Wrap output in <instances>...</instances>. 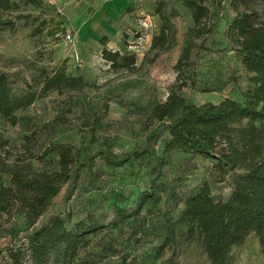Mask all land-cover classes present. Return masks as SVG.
<instances>
[{"label":"rangeland","instance_id":"obj_1","mask_svg":"<svg viewBox=\"0 0 264 264\" xmlns=\"http://www.w3.org/2000/svg\"><path fill=\"white\" fill-rule=\"evenodd\" d=\"M95 0H44L41 9H25L17 14L26 16L15 21L11 31L0 33V72L7 75L15 96L39 89L42 72L52 74L57 69L82 76L86 85L77 90L49 92L33 104L16 113L26 118L28 129L10 126L0 121V140L6 141L2 154L4 167L0 171V186L9 183V172L18 170L27 177L57 169L55 155H43L50 144L71 146L77 159L103 152L110 158H120L142 146L148 139L157 157L166 133L157 131L158 123L149 117L151 108L163 102L174 83V66L181 54L184 39L193 26L190 12L177 0H129L120 16L106 22L114 29L110 33L91 28L79 33V26L98 9ZM205 5L209 24L216 23L213 34L202 40L193 39L190 54L192 66L186 73L187 86L181 94L200 105L217 103L221 99L238 98L249 87L248 74L225 34L236 15L232 0H212ZM166 16L173 30L170 47L152 50L151 41L159 32L160 19L156 10ZM128 36H127V35ZM70 35V40L65 39ZM105 48L121 54H133V72H111L100 56ZM200 47V48H199ZM195 77L194 86H190ZM156 135V137H152ZM30 137L29 140L26 138ZM162 164L157 158L148 162L131 161L122 167H110L102 156L95 158L90 168L81 169L72 182L65 184L49 209L33 226H29L21 210L13 207L0 217V248L19 244L27 233L60 215L68 227L79 220H94L107 224L114 220L118 209L133 211L145 185L162 184L159 207L176 218L182 199L206 183L215 199H225L230 192L234 174H219L209 159L172 152ZM140 220L104 236L112 245L103 257L98 238L79 252L85 264H117L120 255L151 260L163 238L160 221L146 209L139 211ZM4 252L0 253V259ZM204 255L195 243L174 244L164 248L155 264H204ZM233 264H264L253 235L234 252Z\"/></svg>","mask_w":264,"mask_h":264},{"label":"trees","instance_id":"obj_2","mask_svg":"<svg viewBox=\"0 0 264 264\" xmlns=\"http://www.w3.org/2000/svg\"><path fill=\"white\" fill-rule=\"evenodd\" d=\"M177 1L190 12L193 26L186 34L174 66L175 81L165 100L155 104L149 114L150 119L158 123L157 131L163 128L166 133L161 156L157 157L150 146L154 138L120 158H110L100 151L77 159L71 146L50 144L43 155H55L57 169L31 177L18 170L10 171L8 185L0 186V217L16 206L26 223L33 226L58 197L62 187L72 182L81 169L92 167L99 155L106 165L115 168L131 161L145 163L150 158H157L165 164L164 158L172 152L209 159L219 174L238 172L231 179L227 197L215 199L208 184L203 183L183 197L182 208L173 218L159 207L164 187L152 182L144 186L133 211L118 209L114 220L107 224L79 220L68 227L60 215L52 216L27 233L21 243L0 248V253L4 252L0 264H85L79 258V252L97 238L101 255L105 257L114 250L104 236L138 220L145 224V216H139V211L144 208L148 215H155L163 229L155 257L147 260L125 254L120 255L117 264H155L162 257L164 248L176 241L195 243L204 255V264H233L234 252L249 235L254 236L260 252L264 253V0H232L236 15L225 30L231 44L229 51L238 57L249 75V87L240 91L238 98L226 97L217 103L200 105L184 97L181 89L187 86L186 73L192 66L193 39L202 37L203 40L215 31L216 23L209 24L205 5L212 0ZM43 2L0 0V33L13 30L15 21L26 17L17 14L19 11L27 8L39 10ZM156 14L160 28L152 38L150 48L165 51L171 45L173 30L160 9ZM105 42L106 38L102 37L100 56L111 72H133L136 69L133 54L109 50L104 47ZM194 84L193 75L189 85ZM85 85L82 76L57 69L52 74L42 72L37 91L15 96L7 75L0 72V121L28 129V120L19 119L18 111L49 92L72 91ZM6 149V141L0 140V171L4 167L2 154Z\"/></svg>","mask_w":264,"mask_h":264},{"label":"crops","instance_id":"obj_3","mask_svg":"<svg viewBox=\"0 0 264 264\" xmlns=\"http://www.w3.org/2000/svg\"><path fill=\"white\" fill-rule=\"evenodd\" d=\"M98 8L92 15V20H86L79 26V33H84L86 30L91 28H98L110 33L114 29L106 22L105 11L110 9L107 12L109 19H114L116 16H120L127 5H129V0H95L94 2Z\"/></svg>","mask_w":264,"mask_h":264},{"label":"built area","instance_id":"obj_4","mask_svg":"<svg viewBox=\"0 0 264 264\" xmlns=\"http://www.w3.org/2000/svg\"><path fill=\"white\" fill-rule=\"evenodd\" d=\"M65 39L70 40V35H66Z\"/></svg>","mask_w":264,"mask_h":264}]
</instances>
